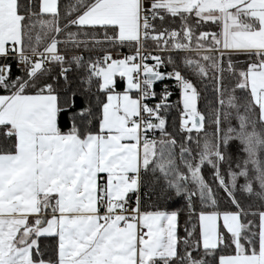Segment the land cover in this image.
<instances>
[{
    "label": "snow or ice",
    "instance_id": "1",
    "mask_svg": "<svg viewBox=\"0 0 264 264\" xmlns=\"http://www.w3.org/2000/svg\"><path fill=\"white\" fill-rule=\"evenodd\" d=\"M242 36L264 0H0V264H264Z\"/></svg>",
    "mask_w": 264,
    "mask_h": 264
},
{
    "label": "crops",
    "instance_id": "2",
    "mask_svg": "<svg viewBox=\"0 0 264 264\" xmlns=\"http://www.w3.org/2000/svg\"><path fill=\"white\" fill-rule=\"evenodd\" d=\"M233 2H237V0H233ZM225 7H227V5H225ZM233 43L247 47L264 45V36H242L235 39Z\"/></svg>",
    "mask_w": 264,
    "mask_h": 264
},
{
    "label": "trees",
    "instance_id": "3",
    "mask_svg": "<svg viewBox=\"0 0 264 264\" xmlns=\"http://www.w3.org/2000/svg\"><path fill=\"white\" fill-rule=\"evenodd\" d=\"M172 99L175 100L176 99V96L174 95ZM252 119H253V121L255 120V116L254 115H253ZM255 130H256V134L258 136H264V125L256 124L255 125ZM255 159H257L259 161L261 167H264V146H262L260 148V150L257 153ZM182 223H183V217H181V224Z\"/></svg>",
    "mask_w": 264,
    "mask_h": 264
}]
</instances>
